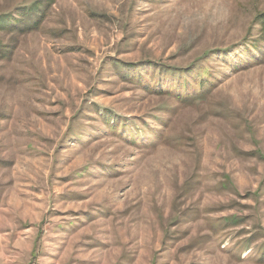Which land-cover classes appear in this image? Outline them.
<instances>
[{
    "label": "rangeland",
    "instance_id": "374dc122",
    "mask_svg": "<svg viewBox=\"0 0 264 264\" xmlns=\"http://www.w3.org/2000/svg\"><path fill=\"white\" fill-rule=\"evenodd\" d=\"M0 264H264V0H0Z\"/></svg>",
    "mask_w": 264,
    "mask_h": 264
},
{
    "label": "trees",
    "instance_id": "16d2710c",
    "mask_svg": "<svg viewBox=\"0 0 264 264\" xmlns=\"http://www.w3.org/2000/svg\"><path fill=\"white\" fill-rule=\"evenodd\" d=\"M37 2L40 3L39 1H36L34 4H36ZM38 17H39V18H38ZM38 17H37L38 20H36V21L33 22V24H34L33 26H34V27L37 26V25L39 24V22L41 21L42 14H40V16L38 15ZM37 18H36V19H37ZM10 21H11V20H5V23L10 22ZM3 24H4V23H3ZM12 26H13V28L16 30L17 28L20 27V24H19L18 26H15V24H13ZM31 28H32V27H28L27 30H29V29H31ZM32 29H33V28H32ZM172 82H175V81L172 80ZM182 85L185 86L186 84H182Z\"/></svg>",
    "mask_w": 264,
    "mask_h": 264
}]
</instances>
